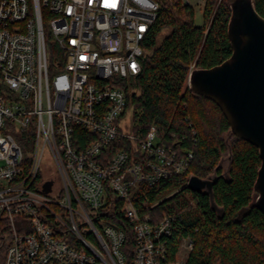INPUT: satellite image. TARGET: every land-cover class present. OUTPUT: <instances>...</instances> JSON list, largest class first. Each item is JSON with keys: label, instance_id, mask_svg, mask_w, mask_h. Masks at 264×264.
Here are the masks:
<instances>
[{"label": "built area", "instance_id": "2783aa9c", "mask_svg": "<svg viewBox=\"0 0 264 264\" xmlns=\"http://www.w3.org/2000/svg\"><path fill=\"white\" fill-rule=\"evenodd\" d=\"M193 1L174 5L193 8ZM161 5L0 0V220L8 222L10 238L5 264H169L175 217L155 221L133 194L141 184L176 174L188 180L195 155L167 145L155 126L135 133L127 113V85L142 70L144 42ZM44 13L59 51L51 56ZM77 127L90 135L84 147L75 145ZM118 138L131 139L132 149L100 160ZM114 206L136 237L131 263L122 250L125 230L105 216ZM186 239L192 248V238Z\"/></svg>", "mask_w": 264, "mask_h": 264}, {"label": "trees", "instance_id": "16d2710c", "mask_svg": "<svg viewBox=\"0 0 264 264\" xmlns=\"http://www.w3.org/2000/svg\"><path fill=\"white\" fill-rule=\"evenodd\" d=\"M160 1L159 17L144 42L142 70L127 85V113H131L135 133L143 136L155 126L167 145L194 152L192 174L203 178L214 172L220 175L214 191L223 211H215L210 197L203 192L180 190L188 174L162 178L154 185L141 184L133 201L155 221L165 214L175 217L167 263L176 261L182 241L191 237L193 245L187 264H264V214L254 205V186L261 165L259 149L234 134L228 137L230 125L221 108L188 85L191 67L211 68L231 56L228 24L233 0H206L202 25L195 23L191 6L178 5L179 14L167 2ZM254 2L264 16V0ZM43 23L51 56L58 47L50 41L45 13ZM75 135L76 146L84 147L90 140L82 127L76 128ZM133 145L128 138L114 139L100 160L105 162L117 150H131ZM229 146L233 152L231 169L224 175L219 163L228 155ZM167 196V200L158 203ZM116 201L120 206L121 202ZM115 209L114 206L105 216L125 230L122 250L131 263L136 237L131 222ZM7 224L0 220L3 230H8ZM4 232H0V264H5L10 239Z\"/></svg>", "mask_w": 264, "mask_h": 264}, {"label": "water", "instance_id": "95a60500", "mask_svg": "<svg viewBox=\"0 0 264 264\" xmlns=\"http://www.w3.org/2000/svg\"><path fill=\"white\" fill-rule=\"evenodd\" d=\"M230 6L231 56L211 68H193L188 85L221 108L230 125L228 137L234 134L259 149L261 165L254 186V205L264 214V16L257 11L254 0H233ZM232 156L229 146L228 155L219 163L224 175L231 169ZM219 178L216 172L205 178L192 174L180 190L189 188L207 194L213 209L220 213L223 207L217 204L214 191ZM49 185L45 184L46 191Z\"/></svg>", "mask_w": 264, "mask_h": 264}, {"label": "rangeland", "instance_id": "374dc122", "mask_svg": "<svg viewBox=\"0 0 264 264\" xmlns=\"http://www.w3.org/2000/svg\"><path fill=\"white\" fill-rule=\"evenodd\" d=\"M205 1L206 0H200V1H198V0H194L193 1V9H194V11H195V23L197 24V25H202L203 24V22H204V18H203V13H204V7H205ZM219 1H222V0H219ZM163 2H167L166 3V5L167 4H169L170 6H171V8L173 9V11H177L179 14H180V10H177V9H179L178 7V5H171L172 3H174V0H163ZM167 32V30H165L161 35H160V37H159V39H162L163 38V36H164V34ZM129 117H130V119L132 120V116H131V113H130V115H129ZM129 122V121H128ZM132 121H130V123H131ZM25 152L27 153V151L25 150ZM45 160V162L47 161V159H44ZM4 229V227H2V228H0V232L1 233H3L4 231H6V230H3ZM8 231V230H7ZM4 232V234H6V236L8 235V232ZM183 242V245H185V250H187V249H192V248H189V245H188V243H189V241L186 239L185 241H182ZM186 256H187V253L184 251H181L180 252V254L179 255H177V257H176V261H173V262H171V263H178V264H187V258H186Z\"/></svg>", "mask_w": 264, "mask_h": 264}, {"label": "crops", "instance_id": "0c3cea01", "mask_svg": "<svg viewBox=\"0 0 264 264\" xmlns=\"http://www.w3.org/2000/svg\"><path fill=\"white\" fill-rule=\"evenodd\" d=\"M183 241H185V240H183ZM181 251H183V252L185 251L187 253V256H186V258H187L189 256V254H190L191 249L185 250V245H183V242H182L177 255H179ZM169 264H174V263L169 262ZM175 264H178V263H175Z\"/></svg>", "mask_w": 264, "mask_h": 264}]
</instances>
